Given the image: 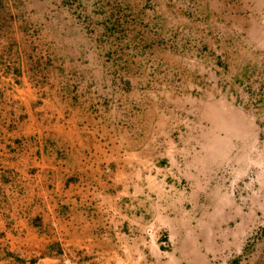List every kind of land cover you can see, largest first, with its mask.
Segmentation results:
<instances>
[{
  "label": "rangeland",
  "instance_id": "rangeland-1",
  "mask_svg": "<svg viewBox=\"0 0 264 264\" xmlns=\"http://www.w3.org/2000/svg\"><path fill=\"white\" fill-rule=\"evenodd\" d=\"M59 252L264 264V0H0V264Z\"/></svg>",
  "mask_w": 264,
  "mask_h": 264
},
{
  "label": "crops",
  "instance_id": "crops-1",
  "mask_svg": "<svg viewBox=\"0 0 264 264\" xmlns=\"http://www.w3.org/2000/svg\"><path fill=\"white\" fill-rule=\"evenodd\" d=\"M57 245H60V246H58L57 247V249L59 248V249H61V255L63 254H65V251H62V249H69L70 247H71V245H72V247L73 248H76L75 246H73L74 244H70V243H65V242H63V243H58ZM42 247V246H41ZM53 255V254H52ZM61 255H60V252L59 253H55V256H52V257H49V256H46V255H44L41 259H39V260H41L42 261V264H54L56 261H59V259H63V257H61ZM62 255V256H63ZM67 255H69L68 257H67V260H70V259H72V258H74L73 257V255L70 257V253H68Z\"/></svg>",
  "mask_w": 264,
  "mask_h": 264
}]
</instances>
